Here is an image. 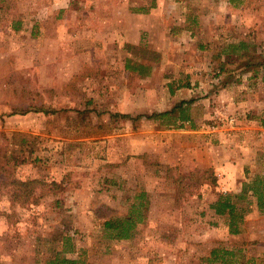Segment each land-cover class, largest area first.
<instances>
[{"label":"rangeland","instance_id":"374dc122","mask_svg":"<svg viewBox=\"0 0 264 264\" xmlns=\"http://www.w3.org/2000/svg\"><path fill=\"white\" fill-rule=\"evenodd\" d=\"M246 128L258 164L226 188ZM255 178L264 0H0V264H264L251 192L240 234L209 208Z\"/></svg>","mask_w":264,"mask_h":264},{"label":"trees","instance_id":"16d2710c","mask_svg":"<svg viewBox=\"0 0 264 264\" xmlns=\"http://www.w3.org/2000/svg\"><path fill=\"white\" fill-rule=\"evenodd\" d=\"M140 12L145 11L140 9ZM243 48L244 44L239 43ZM240 47H231L234 50ZM168 113H163L160 116H166ZM180 113L179 120L190 121L187 116H182ZM169 115V114H168ZM158 116V117H160ZM251 192V197L256 199V206L261 213H264V179L255 178L250 183H244L242 185L241 192L238 195L232 196L231 194H220L216 201L212 203L209 208L214 211V214L218 217L225 219L228 226V232L231 235H237L242 232V224L244 220V210H241L237 203L246 197V193ZM233 197V198H232ZM234 199V200H233ZM133 224L129 220H124L122 223L118 221H107L104 223L105 230L114 232V238L119 240H126L130 237V229ZM50 264H72V261L67 259H60L55 257Z\"/></svg>","mask_w":264,"mask_h":264},{"label":"crops","instance_id":"0c3cea01","mask_svg":"<svg viewBox=\"0 0 264 264\" xmlns=\"http://www.w3.org/2000/svg\"><path fill=\"white\" fill-rule=\"evenodd\" d=\"M233 84L226 86L223 91L225 95L223 97V100L225 102L231 103V101H234L237 103V105L240 107H244L242 109L247 108H253L255 105L253 103L254 98L256 97L255 89L253 90H246L240 92L239 95H233L232 93V87ZM196 91L195 88H190L189 92ZM220 97V96H219ZM210 98V97H208ZM207 98V99H208ZM206 99V100H207ZM244 129V128H243ZM246 131H242V134L239 136L241 137L240 144H238V149L241 154L240 160H237L236 162H229V161H222L218 165H216V169L218 173L220 172L219 178L220 181L223 183H228L229 185H226V188L235 185L237 182L239 183V180H236L238 178V175L243 172L244 169H248L250 167H254L257 165V154H258V148L255 146V143L251 145L250 143L246 142ZM243 139V140H242ZM245 141V142H243ZM239 185V184H238Z\"/></svg>","mask_w":264,"mask_h":264},{"label":"built area","instance_id":"2783aa9c","mask_svg":"<svg viewBox=\"0 0 264 264\" xmlns=\"http://www.w3.org/2000/svg\"><path fill=\"white\" fill-rule=\"evenodd\" d=\"M226 123L232 126L233 124H235V120L233 118H229ZM212 130H214V127H212Z\"/></svg>","mask_w":264,"mask_h":264}]
</instances>
